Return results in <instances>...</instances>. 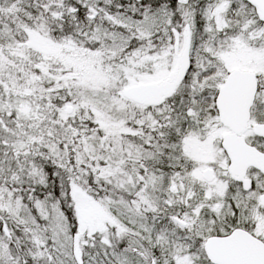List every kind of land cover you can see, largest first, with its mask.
I'll use <instances>...</instances> for the list:
<instances>
[{
	"label": "snow or ice",
	"instance_id": "6c2138e0",
	"mask_svg": "<svg viewBox=\"0 0 264 264\" xmlns=\"http://www.w3.org/2000/svg\"><path fill=\"white\" fill-rule=\"evenodd\" d=\"M0 264H264V0H0Z\"/></svg>",
	"mask_w": 264,
	"mask_h": 264
}]
</instances>
